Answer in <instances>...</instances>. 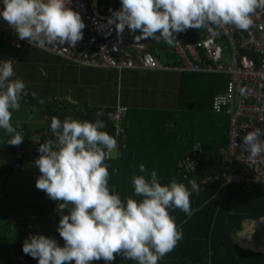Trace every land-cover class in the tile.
<instances>
[{"label": "clouds", "instance_id": "1", "mask_svg": "<svg viewBox=\"0 0 264 264\" xmlns=\"http://www.w3.org/2000/svg\"><path fill=\"white\" fill-rule=\"evenodd\" d=\"M72 0H0V17L29 44L75 45L86 27ZM110 9L108 26L118 37L127 28L143 40L163 41L174 46L176 35L188 29L214 25L232 26L240 31L254 24L264 0H120ZM12 59L0 61V129L9 135L7 143L19 146L22 132L12 124L13 110L25 91L20 78L13 79ZM104 113L96 119L79 120L53 116L50 131L54 139L40 143L34 166L39 169L36 188L57 203L60 213L57 231L64 241L30 234L23 252L38 264H92L114 261L116 255L136 264H159L183 238L173 215L180 210L192 215L191 196L201 191L195 179L186 185L173 178L161 183L155 170L139 165L140 175L131 177L132 195L122 197L110 185L108 161L117 149V140L106 130ZM264 128L252 127L242 137V150L250 160L264 155ZM194 168V165H193ZM190 186V187H189ZM65 210L67 213L65 214Z\"/></svg>", "mask_w": 264, "mask_h": 264}, {"label": "trees", "instance_id": "2", "mask_svg": "<svg viewBox=\"0 0 264 264\" xmlns=\"http://www.w3.org/2000/svg\"><path fill=\"white\" fill-rule=\"evenodd\" d=\"M98 4L100 8L103 7V15L105 16L112 14L110 9L117 10L121 7L120 0H98L97 11ZM212 26L215 32L219 33V29L214 25ZM126 31L129 30L125 29ZM236 31L233 39L234 42L238 43L244 33L240 30ZM125 32L123 35L131 41L136 39L130 37L129 34L126 35ZM206 36V28L199 30L188 29L178 33L176 39L178 40L177 42L181 43L182 47L186 48L189 45H197ZM0 38L2 42H5L1 35ZM218 42L225 54L224 64L228 65L229 56L234 53L233 41L226 35H221ZM5 43L8 45L7 42ZM176 43L174 46H167L163 42L153 43L152 48L149 47L146 50L154 55L162 66L179 69L182 67V59L177 54ZM30 48L50 53L61 59L69 67H75L71 61H67L51 52L36 47ZM199 52L201 53V50ZM241 54L250 56L259 65L260 57L253 50H242ZM0 61L2 60L0 59ZM108 71L117 72L120 76L126 72H135L134 74L139 72L177 74V77L123 76L133 80L135 91L139 88L138 91L142 89L147 94H151L157 90L160 91V88L163 87L169 93V105L173 107L151 111L145 110L147 113L145 120L142 123H136L132 120L137 117L140 109L125 106L127 108L125 115L119 121H116L112 115L119 106H124L122 104L117 105V107L102 105L83 108L80 107L79 102L71 100L70 97L58 91L44 88L39 91L41 92L40 95H35L32 89L34 83H31L29 86H25L22 100L14 110L25 108L32 114L35 111H39L42 128L32 132L29 130V124H26L22 133L24 138H31L35 134L42 135L43 132L47 131L46 134L42 135L40 143H43L45 139H54L50 131V122L53 116H57L61 120L65 117H70L94 121L97 118L96 113L102 111L104 115L100 119L105 122V130L114 136L118 142L117 149L112 153V158L108 161L111 173L109 183L115 186L122 197L132 195L133 185L131 177L134 174H141L139 172L140 164H144L149 171L155 170L161 183L166 184L175 178L178 182H183L187 185L188 180L195 179L201 187L199 193H192L191 216H187L180 210L173 212L176 223L182 228L183 238L173 251L159 261V264H264V253H257L252 249H247L237 240V235L244 230L247 222L264 219V186L246 187L236 182L224 186L226 179L220 170L221 156L219 150L221 147L227 146L229 142L228 130L231 114L227 113L226 109L221 112H215L213 100L217 94L227 92L231 81L230 76L205 72ZM85 77L86 79L89 78L88 75ZM145 85L150 86V88L143 89ZM51 91L54 94H51ZM114 91L111 90L110 93ZM152 113H155V116L150 118ZM217 115L228 119L227 131H220L218 126L214 124L215 116ZM130 122L144 126L146 130L153 128L158 131L157 138L163 140L162 148L159 149L157 147L154 149V145L150 144L145 146V150L140 151L142 144L134 136ZM150 122L155 127H152ZM219 123L223 122L219 120ZM197 142L202 147L201 152L194 158L195 171L192 175L190 174V179L185 180L180 173V161L192 154L193 146ZM40 143L32 150L19 152L14 149V152L18 154V158L13 164L0 167V181H5L8 177L14 176L17 169L21 170L26 161H29V163L33 161L34 163L40 154L38 152ZM215 177L217 179L205 182V179ZM1 189H3V185L0 182V192L2 194ZM5 195L6 192L2 194V196ZM39 196L41 202L34 208L36 222L43 224L44 227L54 226L57 229L60 220L57 203L48 198L45 192H41ZM3 204L7 205V202ZM66 213L67 210H65ZM16 250L19 254H25L23 245H18ZM0 255L5 258L8 257L9 260L13 259L11 247L7 241L0 242ZM26 258L28 259V264H38V260L30 255H26ZM13 264L18 263L13 259ZM92 264H105V262L103 260L93 261ZM110 264H136V262L125 260L121 255H116L115 260L111 261Z\"/></svg>", "mask_w": 264, "mask_h": 264}, {"label": "built area", "instance_id": "3", "mask_svg": "<svg viewBox=\"0 0 264 264\" xmlns=\"http://www.w3.org/2000/svg\"><path fill=\"white\" fill-rule=\"evenodd\" d=\"M94 5V0L71 2L70 6L80 12L86 25L83 39L75 47L29 44L26 39L21 40L15 29L11 28L2 17H0V35L13 49L40 48L71 61L73 66L78 68L120 72L179 71L229 75L231 81L227 92L217 94L213 100L215 112L226 109V112L231 114L229 142L219 150L220 170L226 179L224 186L232 182L246 187L264 186V155L250 160L249 154L242 150L241 144L243 135L252 127L264 128V9L257 10L253 26L243 31L244 36L238 43L233 39L237 29L227 26L216 33L212 25L205 27L207 36L197 45L184 48L180 42H177L176 50L182 59V67L172 69L162 66L161 62L146 50L153 43H157L156 41L137 39L138 43H132L124 35L118 37L114 25L107 24L110 15H103V7L100 8L99 4V12L94 13ZM221 35H226L233 41L234 53L229 56L228 65L224 64L225 54L218 42ZM242 50H253L258 54L259 65L250 56L242 55ZM126 111L125 106H119L112 116L119 121ZM261 139H264V136ZM201 148L199 142L195 143L192 154L180 161V173L183 178L187 176L190 179V174L195 171L194 158L201 152ZM215 179L217 177L207 178L205 182Z\"/></svg>", "mask_w": 264, "mask_h": 264}, {"label": "crops", "instance_id": "4", "mask_svg": "<svg viewBox=\"0 0 264 264\" xmlns=\"http://www.w3.org/2000/svg\"><path fill=\"white\" fill-rule=\"evenodd\" d=\"M94 3H95V0H94ZM129 35L131 37H135V35H133V33H131ZM137 39H139V38H137ZM152 45L150 46V48H152ZM84 70H87V69L81 68L80 70H78L79 72L75 73V75H71V73L69 71L65 70L64 75L69 76L70 82L68 79H65V78H61L60 82H59L60 87L64 90L63 93L66 96L70 97L71 100H73L75 102H79L80 107L89 108V107H93V106H102V105H110V106L117 107V105H119V104H122V105H124L126 107H130V108L131 107L132 108L137 107L140 109V112L137 114V117L132 120V121H135L136 123H142L145 120V118L147 117V113L145 112V110L151 111V110H155V109L159 110V109H163V108L165 109V108L173 107V106H170L168 104V102L170 100V97H169L170 95L165 89H163V87L160 88V91L157 90V91H155V93L153 92L151 94L150 93L147 94L145 92V90H142V89L138 91L139 88L135 91V86L123 88L121 90L120 95L117 93V91L115 89H113L115 91L112 93H116V96L118 95V97H116L115 99H113V98L110 99L111 93L109 94V92L112 90V88H110L109 85H107V86H103V85L101 86L100 85L101 89H98L99 92L94 93V94H93V92H91L90 95H88L87 97H85L84 95H80L78 92L80 89L84 88L86 85H88V89H90L91 84L94 85V81H97L99 79V76L97 77V79H90V78L86 79L85 76L88 75V73H84ZM106 71H108V70H106ZM126 73H132L133 75H131V76H142V75H140L141 72L136 73V74H134L135 72H126ZM126 73L122 74V76H125ZM92 74H94V73H92ZM96 74H99V73H96ZM96 74H94V75H96ZM78 75L81 76V80L78 79ZM143 76H172V75H171V73H167V74H162V73L149 74V73H147V75H143ZM15 78L22 79L25 83V86H29L31 84L29 82H32V80H33V77H31V75H16V76L14 75L13 79H15ZM106 78H109V75L102 77V79H106ZM76 83L79 84L78 87H74V84H76ZM87 83H89V84H87ZM149 85L152 86L151 84H149ZM150 86L145 85L143 87V89H149ZM108 87H109V89H108ZM32 89L34 90L35 95L41 94V92H39L40 90H37L35 85L32 86ZM42 89H44V88L42 87L41 90ZM102 91H105L107 93V96L105 99H102V93H101ZM139 92H140V94H139ZM51 94H54V92H52ZM25 110L28 111L25 108L19 109V110L17 109V111L14 110L13 115H12V121H11L13 126L17 127V130L22 132V133L24 132V128H25L27 122H24L22 120V119H26V118H19V115H21ZM38 113L40 115L39 111H38ZM29 116H32V113H29ZM153 116H155V113H152L150 118H152ZM15 118H17V120H15ZM20 121L24 122L22 128H20V126H18V122H20ZM150 123H151L152 127H155L152 122H150ZM28 124H29V130H31L32 132H36L37 130L42 128V123H39V122H34V123L28 122ZM130 124H131L132 130L134 131V136L137 139H139V141L142 144L140 151L145 150V146H148L150 144L154 145V147H153L154 149L157 147H159V149L162 148V141L163 140L161 138H159V139L157 138L158 131H156L153 128H149L148 130H146V127L141 126L139 124H134L131 122H130ZM46 133H47V131L43 132L42 135H44ZM42 135L35 134L31 138H24L26 140H24L22 142V143H24L23 147H25L28 144L26 141L30 140V139L33 140V147L21 148L18 151L22 152L25 150L34 149L36 147V145L40 143ZM8 138H9V135L6 134L3 129H0V140H1V142L5 141ZM11 150H14V149H11ZM1 166H3V165H1ZM34 167L35 166H34L33 161H31V163H29V161H26L23 168L20 171H17L18 175L20 173L25 178L28 177V179H26L25 183L32 189V190L28 191L27 196L25 195V199H24V200H26L25 203L27 205V210L22 215H20L18 218H10L8 215L3 216V218L0 217V219H2L0 222L1 234L8 232V228H2V227H8V225H10L11 222L15 225L17 223L20 224L18 231H17L16 227H14L12 229L13 235L18 234V237H16L15 240L12 242H14V243L18 242L19 245H23L25 239L28 238L30 234H42L43 230H49V228H52V227H44L43 224L37 223L36 219H35L34 208L40 204L41 200H40L39 195L43 191L38 190L36 188V181H34V179H33L36 177ZM31 169H33V170H31ZM11 177L14 178L15 175L11 176ZM0 182L3 185V189H1L2 194L5 192L8 193L6 191V187H8V185L10 183H7V179H5V181L2 180ZM33 193H37V197L35 199L33 197ZM2 194L0 193V200L3 197ZM251 222L252 221L246 223L244 230L237 235V240L247 249H252L254 252H257V253H264V240L262 239V234L264 233V228L262 229L259 225L252 226ZM253 222H259V221H253ZM251 226L253 228H250ZM247 230H253L252 233H255V234H253V236L251 235L252 240H254V238L256 237L255 241L257 242V236L260 238V244L257 243L256 247L251 246L250 243L247 242L242 237V235ZM46 236L53 237L50 234H47ZM0 238H1V236H0ZM54 238L57 240V242L60 246H63V242H64L63 240L60 241L56 237V235ZM1 241H5V239H0V242ZM11 252L13 253V259L16 260L18 264H28V259L26 258V255L17 253L15 246L13 247V250L11 249ZM13 259H11L12 264H13Z\"/></svg>", "mask_w": 264, "mask_h": 264}, {"label": "rangeland", "instance_id": "5", "mask_svg": "<svg viewBox=\"0 0 264 264\" xmlns=\"http://www.w3.org/2000/svg\"><path fill=\"white\" fill-rule=\"evenodd\" d=\"M125 34L128 35V34H131V32L126 31ZM138 34L139 33H135L133 35L136 36ZM132 38H135V37H132ZM137 38L132 39L131 42L138 43L139 41L137 40ZM0 59L2 61L7 60V59H12L15 75H31V77H33L32 82L36 86L37 90H41V88L43 87L45 89L63 93L64 90L60 87L59 82L61 78H65L69 80V76L64 75L65 70L69 71L71 75H75V73L79 72L77 68L69 67L61 59L57 58L56 56L50 53L43 52L41 50L30 48V47H27L24 50L11 49L5 42L1 41V38H0ZM84 73H88V76L90 79H97V77L99 76V79L97 81H94V85L91 84L90 89H88V85H86L84 88L78 91L80 95H84L85 97L90 95L91 92H93V94L99 92L98 89H101L100 87L102 85L103 86L109 85V87L112 88V90L115 89L119 95L123 88L135 86V84H133L132 79H129L127 77L124 78L123 76H120L119 73L114 72V71L89 69V70H84ZM92 73L94 74L99 73V74H96L97 75L96 76ZM107 75H109V78L102 79L103 76H107ZM131 75L133 74L132 73L125 74V76H131ZM140 75L142 76L147 75V73H141ZM171 75L173 77H177V74L172 73ZM78 79L81 80L80 75H78ZM32 82H29V83H32ZM78 85L79 84L76 83L74 84V87H78ZM101 93H102V99H105L107 96V93L105 91H102ZM116 97H118V95L116 96V93L110 94V99L112 98L115 99ZM168 104H170V101L168 102ZM19 118H26V119H22L24 122H27L26 124H28V122L29 123H34V122L42 123V121L40 120V115L38 111H35L32 114V116H29L28 111L25 110L21 115H19ZM15 120H17V118H15ZM219 120L222 121L223 123H219ZM23 121L18 122V126H20V128L23 127V124H24ZM214 124L218 126V129L220 131H227L229 122H228V119H226L225 117H220L219 115H217L215 116ZM24 140L26 139H23V141ZM26 142L28 144L25 147H23L24 143H21L19 146H11L7 143V139L3 142H1L0 140V166L7 165V164H13L17 160L18 154L14 152V150H11V149L19 150L21 148L33 147L32 139L27 140ZM17 171H20V169L19 170L17 169ZM17 171L15 173L14 178L13 177L7 178V183H10L8 187H6V191L8 193H6V195L3 196L0 200L1 202L0 217L2 218L3 216H6V215H8L10 218H18L20 215H22L27 210V205L25 203L26 200L24 199H25V195L27 196L28 191L32 189L25 183L28 177L25 178L20 173L18 175ZM34 171H35L36 177L33 179L34 181H36L40 173H39V169L36 167H34ZM33 197L35 199L37 197V193H33ZM5 202H7V205L3 204ZM1 220L2 219H0V222ZM19 225H20L19 223L15 225L11 222L10 225H8V227H2V228H8V232L2 233V234L0 232L1 234L0 239H5V241L8 242L12 250L14 246L16 249L17 246L19 245L18 242L16 243L12 242L15 240L16 237H18V234L16 235L12 234V229L16 227L18 231ZM251 225L252 226L259 225L263 229L264 219H261V221L259 222H251ZM252 226L250 228H253ZM253 230L245 231L242 237L247 242H249L251 246L256 247L257 243L260 244V238L257 236V242L255 241L256 237L254 238V240H252V236L253 234H255V233H252ZM42 234L43 235L50 234L53 236V238L56 235V237L60 241L62 240L59 235V232L54 226H52V228H49V230H43ZM262 239L264 240V233L262 234ZM0 264H11V259L9 260L8 257L5 258L2 255H0Z\"/></svg>", "mask_w": 264, "mask_h": 264}, {"label": "water", "instance_id": "6", "mask_svg": "<svg viewBox=\"0 0 264 264\" xmlns=\"http://www.w3.org/2000/svg\"><path fill=\"white\" fill-rule=\"evenodd\" d=\"M97 2H98V0H95V8H94L95 13H98V11H97V9H96V7H97Z\"/></svg>", "mask_w": 264, "mask_h": 264}]
</instances>
